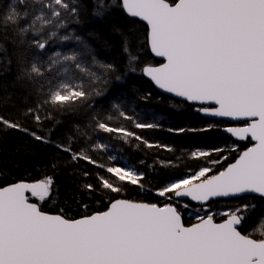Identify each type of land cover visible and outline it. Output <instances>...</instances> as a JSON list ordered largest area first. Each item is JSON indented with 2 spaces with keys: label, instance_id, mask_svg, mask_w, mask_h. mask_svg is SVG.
<instances>
[{
  "label": "snow or ice",
  "instance_id": "1",
  "mask_svg": "<svg viewBox=\"0 0 264 264\" xmlns=\"http://www.w3.org/2000/svg\"><path fill=\"white\" fill-rule=\"evenodd\" d=\"M88 2L94 18L107 19L121 10L144 22L145 42L137 45V52L147 47L162 62L141 67L133 51L139 37L119 28L114 30L122 36L125 70L98 60L89 43L68 30L89 11L85 0H8L0 11V77L13 72L14 77L0 80V107L11 103L9 88L18 90L24 107L17 109L15 119L0 115V130L21 132L64 153L67 164L84 162L99 171L81 169L77 195L84 212L79 218L70 217L63 206L55 214L43 210L42 204L57 202L52 176L0 186V264H264V214L252 231H243L257 208L251 200L264 201V0ZM69 43L77 47L50 51L54 44ZM137 72L164 93L198 105L195 110L204 116L238 122L223 128L233 143L190 153L191 159L211 166L155 188V195L167 203L126 198L128 186L140 192L153 189L146 186L143 171L114 163L117 156L111 151L114 139L174 151L116 122L155 130L162 127L159 118L153 114L148 122L122 103L104 111L95 107L96 98L105 97L113 81L124 83L125 76ZM137 95L145 102L151 97ZM70 110L82 113L87 122L56 141V114ZM28 121L39 131L29 128ZM48 121L52 124L41 134ZM218 127L210 123L207 128L167 131L179 135ZM101 133L107 142H99ZM240 142H245L243 147ZM93 153H106V160ZM61 163L57 156L50 166L56 169ZM85 197L107 207L92 211ZM217 198L248 202L214 212L211 202ZM186 210H191L193 222H185Z\"/></svg>",
  "mask_w": 264,
  "mask_h": 264
},
{
  "label": "trees",
  "instance_id": "2",
  "mask_svg": "<svg viewBox=\"0 0 264 264\" xmlns=\"http://www.w3.org/2000/svg\"><path fill=\"white\" fill-rule=\"evenodd\" d=\"M7 3L8 0H0V11L5 10ZM85 3H87L89 11L83 14L80 24L70 25L68 30L75 31L78 35H81L94 50L98 60L115 64L121 72L125 70L127 57L122 50V36L114 30L119 28L125 33L135 32L139 37V41L133 44V51L139 55L141 67L145 63L158 64V61L150 55L147 47L140 48L137 52V45L145 42L147 27L144 24L127 17L121 10H117L114 15L107 19L94 18L91 15V3L88 0H85ZM89 33L95 34V38L90 36ZM76 47L75 43L66 45L54 44L50 46V51H69ZM9 51L11 52V46H9ZM13 77L14 72L0 77V80L11 81ZM8 92L11 94V103L7 107H0V115L15 119L19 115L17 109L23 108L24 104L21 103L18 90L9 88ZM138 93H150V100L148 102L139 100ZM113 103H122L129 111L134 109L141 114L142 119L148 122H153L151 117L155 114L162 125L161 128L155 130L135 129L132 128L129 121L122 119H118L116 122L131 128V130L142 135L150 143L166 145L174 149V151L170 152L165 148L154 147L149 149L135 141L133 143L136 146L124 144L119 139L111 141L113 146L112 154L117 156V161L114 163L122 166V162L125 161L129 166L134 165L138 170L145 173L147 178L146 186L153 189L151 192H140L134 186H128V191L125 193V197L128 199L143 200L149 203H167L168 201H164L163 198L155 195L156 187H162L166 182L183 178L199 171L200 167L211 166L207 165L204 160L196 161L191 159V152L211 150L217 146H224L226 143L231 144L234 141L222 133V128L225 126L224 123L201 116L195 110L198 106L175 101L160 94L152 83L139 72L125 76L124 83L113 81L106 96L96 98L95 107L98 111L110 110ZM13 104L16 105V108L12 106ZM56 120L60 122L55 126L52 136L56 141H60L66 135L72 134L74 126L87 122L82 113L71 110L57 113ZM210 123L218 124L219 127L205 132H185L179 135L167 131L168 128H207ZM51 124V121L46 122L44 132L41 134H46L48 126ZM27 126L39 131L32 121H28ZM99 136L103 137L99 142H107L105 134L101 133ZM244 143H240L241 147L244 146ZM74 147H79V144L74 145ZM114 149H120V151L117 152ZM93 155L97 156L98 159L105 157V160L107 156L106 153H93ZM57 156L62 163L59 167L53 169L50 166V161ZM163 163L171 166L161 167ZM224 164L226 166L227 161ZM82 168H86L91 172L99 171V169L93 168L84 162H80L78 166L67 164L64 153H57L53 146L36 142L21 132L0 130V170L3 173L0 174V186L20 181L37 182L46 176L54 177L58 198L56 203L49 201L41 205L46 212L55 214L61 206L65 208L70 217L79 218L80 214L84 212L83 207L79 206L81 198L77 195L79 184L83 180L81 175ZM88 179L94 180V177H89ZM83 202H87L92 211L104 210L107 207L106 203L91 197H85ZM247 202L248 200L240 199L219 200L211 202V210L214 212L227 211L237 204ZM251 202L256 204L257 208L250 213V218L243 225L245 233L252 231L253 227L261 219L262 214H264V201L260 198H255ZM185 212V222H193L192 217L187 216ZM217 219L222 220L223 217H217Z\"/></svg>",
  "mask_w": 264,
  "mask_h": 264
},
{
  "label": "water",
  "instance_id": "3",
  "mask_svg": "<svg viewBox=\"0 0 264 264\" xmlns=\"http://www.w3.org/2000/svg\"><path fill=\"white\" fill-rule=\"evenodd\" d=\"M132 19L138 20V19H136V18H132ZM138 21H139V20H138ZM140 22L144 24V22H142V21H140ZM144 25H145V24H144ZM145 26H146V25H145ZM149 51H150V50H149ZM150 55H151L154 59H156L157 61H159L160 63L162 62V58L155 57L151 52H150ZM157 65H158V64H157ZM146 78H147V77H146ZM147 79H148V78H147ZM148 80H149V79H148ZM149 81H150V80H149ZM150 82H151V81H150ZM151 83H152V82H151ZM152 85L154 86V88H155L160 94L165 95V96L170 97V98H173V99H176V100H179V101H182V102H186V101H183L181 98L174 97V96H172L171 94H168V93H164L162 90L156 88L155 85H154L153 83H152ZM186 103L191 104L190 102H186ZM191 105H193V104H191ZM197 106H198V105H197ZM199 114H200L201 116L205 117V118H210V119H213V120H218V121L224 122V123L226 124L225 127H228V126H235V125L238 123V122L231 121V120H228V119L208 117V116H204L202 113H199ZM223 128H224V127H223ZM222 132H223V134H225V135H227L228 137H230V135L227 134L226 132H224L223 129H222ZM230 138H232V137H230ZM232 139L234 140V138H232ZM29 195H30V194H29ZM233 199H238V198H217L216 201H219V200L228 201V200H233ZM182 201H184V202H188V203H191V204L194 205V206H198V205H196V202H192V201L188 200V198H183Z\"/></svg>",
  "mask_w": 264,
  "mask_h": 264
},
{
  "label": "rangeland",
  "instance_id": "4",
  "mask_svg": "<svg viewBox=\"0 0 264 264\" xmlns=\"http://www.w3.org/2000/svg\"><path fill=\"white\" fill-rule=\"evenodd\" d=\"M220 122V121H219ZM225 125V124H224ZM118 160H120L121 161V159L120 158H118ZM125 165H127V166H129L125 161L124 162H122V166H125ZM186 177V176H185ZM35 202H37V203H39V201H36V200H34ZM182 202H184V201H182ZM194 207H196V206H194ZM186 215L187 216H190V217H192V212H191V210H186Z\"/></svg>",
  "mask_w": 264,
  "mask_h": 264
},
{
  "label": "bare ground",
  "instance_id": "5",
  "mask_svg": "<svg viewBox=\"0 0 264 264\" xmlns=\"http://www.w3.org/2000/svg\"><path fill=\"white\" fill-rule=\"evenodd\" d=\"M140 22V21H139ZM143 24V23H142ZM150 52V51H149ZM156 60V59H155ZM157 61V60H156ZM160 62L158 61V64H159ZM170 98V97H169ZM171 99H173V98H171ZM173 100H175V101H179V100H176V99H173ZM191 105V104H190ZM192 106H197V105H192ZM208 119H210V118H208ZM211 120H213V119H211ZM216 121H218V120H216ZM221 122V121H220ZM222 123H224V122H222ZM225 124V123H224ZM225 126H226V124H225ZM224 126V127H225ZM223 129V128H222ZM223 133V132H222ZM227 136V135H226ZM230 138V137H229ZM232 139V138H231ZM233 140V139H232ZM240 143H244V142H240ZM32 200L34 201L35 200V198H32Z\"/></svg>",
  "mask_w": 264,
  "mask_h": 264
}]
</instances>
